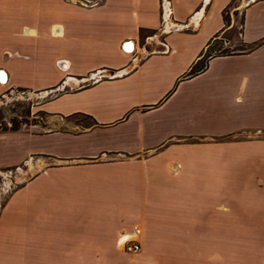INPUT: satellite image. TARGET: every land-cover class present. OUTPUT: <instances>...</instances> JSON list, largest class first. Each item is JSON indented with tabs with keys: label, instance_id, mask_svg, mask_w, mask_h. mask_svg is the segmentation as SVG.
<instances>
[{
	"label": "crops",
	"instance_id": "1",
	"mask_svg": "<svg viewBox=\"0 0 264 264\" xmlns=\"http://www.w3.org/2000/svg\"><path fill=\"white\" fill-rule=\"evenodd\" d=\"M89 1L0 0V97L48 92L32 130L0 131V170L26 176L0 264H264V0L246 49L193 77L232 0H169L167 48L160 0Z\"/></svg>",
	"mask_w": 264,
	"mask_h": 264
},
{
	"label": "rangeland",
	"instance_id": "2",
	"mask_svg": "<svg viewBox=\"0 0 264 264\" xmlns=\"http://www.w3.org/2000/svg\"><path fill=\"white\" fill-rule=\"evenodd\" d=\"M245 5L246 1L244 0H232L223 14L224 32L218 35L217 41L212 43L209 55L215 56L224 52L236 53L246 49L241 42L242 10ZM164 37L165 34L160 35L161 41ZM36 94V92H28L22 89L4 91L2 97H0V131L12 127L25 131L33 129L34 123L44 117V114L40 112V106L48 99L46 98L48 92H46L44 98H41L42 95L39 97ZM74 120L82 126L89 124V121L83 117H74ZM37 131H41V129L37 128ZM30 164L28 163L29 173H33L40 168L39 165H36V169L33 167V170L30 171ZM25 179L26 176L22 170L21 177L16 179L14 169L0 170V210L17 181ZM241 205L246 206V204Z\"/></svg>",
	"mask_w": 264,
	"mask_h": 264
},
{
	"label": "built area",
	"instance_id": "3",
	"mask_svg": "<svg viewBox=\"0 0 264 264\" xmlns=\"http://www.w3.org/2000/svg\"><path fill=\"white\" fill-rule=\"evenodd\" d=\"M75 3H79L80 5L84 6V7H91L94 5L95 2H77V0H66V2H74ZM160 8H161V24L160 27L158 29L159 35H163V34H168L172 31H178L179 29H181L182 26H179L177 24H174V22H172L171 20V15H172V11H171V5H170V1L169 0H160ZM164 48H167L166 44L164 41H161L160 43ZM122 75L121 72L117 71V72H112L109 73L107 75L108 78H115ZM102 75L99 74H95L94 77L90 76V79H87L86 81H91L92 83H96L101 79ZM56 90V89H55ZM52 90H49V93H51ZM54 91V90H53ZM37 96H41V94L43 92H36ZM46 93V91H45ZM48 95V94H47ZM46 95V96H47ZM10 174V172H9ZM140 235V231L138 229H134L132 231L131 234L128 235H124L120 238V246L122 247L123 251L128 253V254H138L141 250L140 244L137 241V236Z\"/></svg>",
	"mask_w": 264,
	"mask_h": 264
},
{
	"label": "trees",
	"instance_id": "4",
	"mask_svg": "<svg viewBox=\"0 0 264 264\" xmlns=\"http://www.w3.org/2000/svg\"><path fill=\"white\" fill-rule=\"evenodd\" d=\"M223 23H224V19H223ZM241 29H242V24H241ZM217 37L218 35H215L213 39H211L210 43L208 44L205 54L203 55V57L196 63L193 65V67L191 68V70L189 71V73L186 75V77H193L199 73H201L207 66V61L215 56H226V55H230V53H221L219 55H215V56H211L209 55V50L211 48L212 43H214L215 41H217ZM253 48V47H252ZM231 53H235V52H231ZM89 119V118H87ZM4 131H6L7 129H2ZM12 132L18 131L17 127H12L10 129H8Z\"/></svg>",
	"mask_w": 264,
	"mask_h": 264
},
{
	"label": "bare ground",
	"instance_id": "5",
	"mask_svg": "<svg viewBox=\"0 0 264 264\" xmlns=\"http://www.w3.org/2000/svg\"><path fill=\"white\" fill-rule=\"evenodd\" d=\"M0 79H1L2 82H5V80H6L4 75H2V76L0 77ZM30 171H31V170H30Z\"/></svg>",
	"mask_w": 264,
	"mask_h": 264
}]
</instances>
